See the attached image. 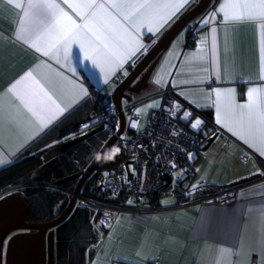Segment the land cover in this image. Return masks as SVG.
<instances>
[{
	"label": "crops",
	"instance_id": "crops-1",
	"mask_svg": "<svg viewBox=\"0 0 264 264\" xmlns=\"http://www.w3.org/2000/svg\"><path fill=\"white\" fill-rule=\"evenodd\" d=\"M194 1L189 0L188 5L181 12ZM222 2L223 0H212L211 7L193 20L183 34H178L162 53L147 80V85L138 93L125 92L132 96L130 103L122 101L127 112L132 108L136 111L141 102L152 104L158 101L160 107L143 109L142 116L146 119L145 123L152 110L162 107L165 95L171 98L172 107L175 113L180 112V117L183 116L184 111L192 113L190 120H185L190 128V123L197 118L201 119L202 123L204 122L205 119L200 115V111L208 113L214 125L213 133L218 132V137L221 139L215 140L206 150H200L197 153L191 166L189 183H193L189 188L199 182L210 186L233 185V182L251 176L257 169L264 170V157H259L242 141L233 137L231 133L216 123L215 107L196 106L197 104H209L207 93L215 87H235L237 103H246L248 87L264 84V81L259 80L260 34L256 25L251 22L218 26L216 40L220 80L218 81L213 74L210 62L211 36L207 35V39H203L212 25L205 26L199 21L218 8ZM64 7L74 19L79 21L67 5ZM17 11L6 2L0 3V34L4 37L0 39V91L5 90L10 83L34 66L38 60L52 63L48 61V58L40 56L33 49L13 39ZM176 18L174 17L173 21ZM222 19V14L217 17V20ZM194 27L195 31L191 32L190 36L191 43L188 44V28ZM165 29H162L161 33ZM161 33L157 37L151 34L141 37L146 50L141 49L137 54L138 57L150 48L153 40L156 41ZM198 44L203 49L201 53H197ZM201 55L204 59L199 58ZM134 64H126L124 71L129 73ZM53 66L59 68L58 65L53 64ZM90 71L89 62L88 69H80L77 72L79 81H82L89 91V97L79 105H74V109L81 105H94L96 99L111 100L113 90L125 77L121 71L118 73L119 79L113 77L109 84L105 85L98 76V69L95 70L97 72L95 79L90 75ZM168 72L172 75H168ZM66 74L71 75V73ZM157 74L164 75L166 80L174 81L179 86L173 87L172 83H167L163 87L155 85L154 79ZM237 79H241L242 82L235 83ZM181 80H204L208 83L182 85L179 84ZM249 82L252 84L250 85ZM182 90L185 92L184 96L179 95ZM214 99L213 96L212 101ZM174 104H179L181 110L176 111ZM69 111L71 113L73 110ZM69 116V113H65L64 117L55 122V126L63 120L68 121ZM70 124L72 122L67 123L66 127ZM55 126H50V130ZM137 128H128L126 122V129L130 133L140 131L144 127ZM50 130H45V133L30 141L14 157H10L12 163L25 158L30 145L39 142ZM17 143L15 138L6 136L3 147L5 150H11L16 147ZM42 144L38 146V149L47 148L53 143L46 141ZM244 153H248L249 156L241 160ZM5 166L7 165L0 166V169ZM197 169L199 171H196ZM235 185H237L236 195L234 199L226 203L205 201L184 205V199L180 197L168 195L161 198L162 195L156 207L146 206L147 209L144 210H122L115 213L109 226L99 234L96 245L88 248L87 254L90 255L85 264H214L218 249L235 244L238 233L244 229L251 233L255 228L252 217L264 210L261 207L264 206V177L259 175L255 179ZM9 192L12 191L9 190L6 194ZM4 194L5 192L0 196ZM161 201H168V203L161 204ZM230 259L235 261L237 258L232 256ZM258 259L257 255H252L251 264H257Z\"/></svg>",
	"mask_w": 264,
	"mask_h": 264
},
{
	"label": "snow or ice",
	"instance_id": "snow-or-ice-1",
	"mask_svg": "<svg viewBox=\"0 0 264 264\" xmlns=\"http://www.w3.org/2000/svg\"><path fill=\"white\" fill-rule=\"evenodd\" d=\"M4 2L18 10L13 39L52 63L38 60L5 90L0 91V166L12 163L10 157H14L45 130H50V126H55V122L65 113L70 114L69 110H74V105H79L89 97L88 89L77 77L78 70L88 69L90 62V75L97 78L95 70L98 69V76L105 85L113 77L119 79L118 73L121 71L126 77L129 73L124 71L125 65L134 64L139 59L137 54L145 49L141 37L148 34L157 37L188 5L189 0H0V3ZM64 5L71 9L79 21L66 11ZM221 14L223 19L217 20ZM242 22L254 23L259 30V80L264 81V0H223L218 8L199 21L205 26L212 25L203 39L206 40L207 35L211 36L210 62L218 81V26ZM3 38V34H0V39ZM201 52L203 49L198 44L197 53ZM199 58L204 59V56ZM167 74L172 75L170 72ZM234 82L240 83L242 80ZM154 83L160 87L167 83H172L173 87L179 86L161 74H157ZM205 83L208 82H179L182 85ZM179 95L184 96L185 92L182 90ZM236 97L235 87H215L207 93L210 103L196 106L215 107L216 123L259 157H264V84L248 87L246 103H237ZM160 106L157 101L147 107ZM174 107L176 111L181 110L179 104H174ZM141 111L140 108L136 109L137 114ZM191 116L190 111H184L180 118L190 120ZM201 125L202 120L199 118L190 123L192 129H198ZM88 127V124L81 125V134H86ZM131 127L137 128L138 124L132 122ZM6 136L18 141L15 148L4 149ZM111 139L108 136L101 142L97 154H106L114 146L118 151L99 163L115 161L123 152L125 146L122 141L125 137L121 136L110 144ZM188 159H194V154L188 153ZM128 167L135 174V169L131 165ZM172 167L176 165L172 164ZM103 175L108 176L109 173ZM251 175L264 177V170L257 169ZM132 202L128 201L129 204ZM167 203L161 201V204ZM261 207L264 209V206ZM252 220L254 230L251 233L247 229L242 230L235 244L219 248L214 264H251L254 254L259 257L257 264H264V210L255 214ZM103 223L104 220H101ZM232 256L237 259L232 261Z\"/></svg>",
	"mask_w": 264,
	"mask_h": 264
},
{
	"label": "built area",
	"instance_id": "built-area-1",
	"mask_svg": "<svg viewBox=\"0 0 264 264\" xmlns=\"http://www.w3.org/2000/svg\"><path fill=\"white\" fill-rule=\"evenodd\" d=\"M97 103L92 119L81 125H89L86 131L103 125L107 131V137L114 135L120 127V118L115 104L111 100H97ZM138 120L139 116L131 114L128 128H132L131 123H137ZM81 125L77 129L78 133L81 132ZM125 129L113 141L115 142L121 136L125 137L122 141L125 146L123 152L115 161L99 165L103 168L101 186L105 187V197L98 203L104 208V212L122 210L126 207L125 201L129 197L152 195L161 188L164 194L184 199V205L205 201L226 203L234 199L237 185L210 186L199 182L194 184L198 187L189 188L193 161L197 153L207 144L213 132H209L203 123L197 130L190 128L176 116L171 102H164L160 109L152 110L142 130L130 133L128 129L126 131ZM188 153H193L194 159L189 160ZM248 156V153H244L241 160ZM127 161H130L128 165H126ZM172 164L176 167L173 168ZM129 165L135 169V174L129 169ZM180 169L184 170L185 175L179 182L175 179L174 183V172ZM105 172L109 175L104 176ZM168 175L171 177L170 182L166 180ZM8 189L2 192L6 193ZM79 201L90 202L92 199L79 194L77 202ZM133 209L147 208L141 206ZM101 220H104L103 224L108 227L111 218L104 213Z\"/></svg>",
	"mask_w": 264,
	"mask_h": 264
},
{
	"label": "trees",
	"instance_id": "trees-1",
	"mask_svg": "<svg viewBox=\"0 0 264 264\" xmlns=\"http://www.w3.org/2000/svg\"><path fill=\"white\" fill-rule=\"evenodd\" d=\"M190 24H188L189 26ZM189 35L187 43H191L190 36L195 31V27L188 28ZM192 32V33H191ZM164 102H171L167 95ZM169 101H166L168 100ZM96 110V105H81L74 109L68 121H62L48 131L37 143L30 145L26 151L25 158L10 163L0 169V192L15 186H27V190L21 194L29 206V212L26 221L31 223L50 221L60 215L66 208L71 198V192L74 191L77 179H71L57 184V180L77 172H83L87 164L94 157L93 153L101 147V142L107 138L105 129L96 132L85 140L67 148L56 154L55 166L52 169L50 179L32 180L30 174L38 165V155L44 151L42 142L52 141L59 146L63 141V136L67 134L65 127L69 122L75 123L92 111ZM195 111V110H194ZM196 112V111H195ZM205 119L203 124L209 132H214L211 117L204 111L199 112ZM180 118V112H176ZM189 126V125H188ZM78 134V131H77ZM29 154V155H28ZM98 167L83 183L80 194L92 199L90 202H77L73 212L60 225L55 228L54 236V261L55 264H85L88 256V248L94 246L99 240V234L104 232L107 225L101 224V218L104 213L115 214L122 210H134L141 206L156 207L162 195V188L152 195H142L141 197H129L126 199L122 210L105 211L98 203L105 197V187H100L101 170ZM178 182L180 180H177ZM65 188L68 190H62ZM174 196V195H173ZM129 200L133 202L128 203ZM112 218V217H110ZM100 221V227L96 226V220ZM90 253V252H89Z\"/></svg>",
	"mask_w": 264,
	"mask_h": 264
},
{
	"label": "water",
	"instance_id": "water-1",
	"mask_svg": "<svg viewBox=\"0 0 264 264\" xmlns=\"http://www.w3.org/2000/svg\"><path fill=\"white\" fill-rule=\"evenodd\" d=\"M212 5V0H195L177 18L161 33L150 48L139 57L129 74L124 77L115 87L111 94V101L115 104L116 110L120 118V127L109 143L120 136L126 127V108L122 105V101L130 103L132 96L125 92L138 93L140 89L147 85V80L160 59L162 53L169 47L173 39L178 33L184 29L189 23L203 14ZM138 78V80H136ZM135 83L132 85L133 81ZM171 99V98H170ZM201 112V111H200ZM208 113H206L207 115ZM94 116V111L89 113L83 119L70 124L66 127V131L77 130L84 122L89 121ZM104 129L103 125H98L88 131L86 134H80L70 140L63 141L58 150L60 152L67 148L85 140L96 132ZM218 137V132L213 133L207 140V144L201 149L206 150L210 147ZM101 148V147H100ZM100 149L97 151L99 152ZM52 152V160L44 163L49 158L41 155V164L34 168L30 174L32 180H40L42 175L47 179L50 178V171L55 166L56 157ZM130 161L126 162V165ZM100 163L93 157L87 164L83 172L73 173L58 179L57 184L67 180L77 179L74 191L71 192V198L64 211L50 221L31 223L26 221L29 212V206L22 196V192L27 186H15L8 190L12 192L5 193L0 196V264H54V231L49 230L60 225L73 212L77 197H79L81 187L85 180L99 167ZM259 175H251L243 177L232 184H241L249 180L255 179ZM170 182L171 177H166ZM101 184L99 185V188ZM0 194H3L1 192ZM49 230V231H48ZM5 243V244H4Z\"/></svg>",
	"mask_w": 264,
	"mask_h": 264
},
{
	"label": "rangeland",
	"instance_id": "rangeland-1",
	"mask_svg": "<svg viewBox=\"0 0 264 264\" xmlns=\"http://www.w3.org/2000/svg\"><path fill=\"white\" fill-rule=\"evenodd\" d=\"M190 24V23H189ZM188 26V25H187ZM187 26L184 28V29H182L178 34L179 35H181V34H183L185 31H186V28H187ZM176 38V37H175ZM174 38V39H175ZM149 104H151V103H147V102H141V104L140 105H138L137 106V108H140V109H142V111L139 113V114H137V112L135 111V108L133 109H131V112L129 113H127L126 114V117H127V123H128V121H129V117L131 116V114H135V115H137V116H139V120H138V122H137V124H138V128L137 129H140V128H143L145 125V120L146 119H144V117L142 116V114L144 113V108H146ZM95 105H98V103H97V99H96V104ZM125 107V106H124ZM126 108V107H125ZM152 110V109H151ZM150 110V111H151ZM141 115V116H140ZM141 118V119H140ZM81 134V132H79L78 133V135H80ZM219 139H221V137H217L216 138V141H219ZM216 143V142H215ZM184 170L183 169H180V170H176L175 172H174V177H175V179L176 180H180L182 177H183V175H184ZM193 182H190V185L192 184ZM172 196L171 194H165V195H163L161 198H163V197H165V196ZM160 198V199H161ZM114 216V214H110V217H113ZM96 226H98V227H100V221H99V219L98 220H96ZM5 244V243H4ZM96 245V244H95ZM94 245V246H95Z\"/></svg>",
	"mask_w": 264,
	"mask_h": 264
},
{
	"label": "flooded vegetation",
	"instance_id": "flooded-vegetation-1",
	"mask_svg": "<svg viewBox=\"0 0 264 264\" xmlns=\"http://www.w3.org/2000/svg\"><path fill=\"white\" fill-rule=\"evenodd\" d=\"M76 136H78V134H77V130L75 129V130H72V131H69L67 134H65L64 136H63V141H66V140H70V139H72V138H74V137H76ZM62 141V142H63ZM61 144V143H60ZM59 144V145H60ZM58 147L59 146H57L56 144H52L51 146H49V147H47V148H44V151L41 153V154H39L38 155V160H39V162H38V165L37 166H39L42 162H41V159H40V157H41V155H46V156H48L49 157V155H51L52 154V152H54L55 154H54V157H56V154L58 153V152H60L59 150H58ZM52 160V156L51 157H49V158H47V159H45L44 160V163H48V162H50ZM56 162V161H55ZM36 166V167H37ZM35 167V168H36ZM51 173H52V170L50 171V175H51ZM44 177V179H47L46 178V176L45 175H42V177H41V179ZM50 179V178H49ZM28 188V187H27ZM27 190V189H26ZM25 190V191H26ZM62 190H65L66 192H68V190L67 189H65V188H62ZM77 203V202H76ZM68 205V204H67ZM76 205V204H75ZM75 208V207H74ZM64 211V210H63ZM57 227V226H56ZM56 227H54L53 229H49V230H53L54 231V236H55V228ZM48 230V231H49ZM48 264V263H47ZM54 264H55V261H54Z\"/></svg>",
	"mask_w": 264,
	"mask_h": 264
},
{
	"label": "clouds",
	"instance_id": "clouds-1",
	"mask_svg": "<svg viewBox=\"0 0 264 264\" xmlns=\"http://www.w3.org/2000/svg\"><path fill=\"white\" fill-rule=\"evenodd\" d=\"M117 151H118V149L114 146L111 149L107 150L106 154L101 155V154H97V152H94L93 156H94L95 160H97V161L106 160L111 155H114Z\"/></svg>",
	"mask_w": 264,
	"mask_h": 264
}]
</instances>
